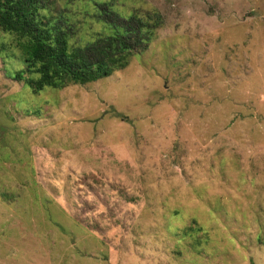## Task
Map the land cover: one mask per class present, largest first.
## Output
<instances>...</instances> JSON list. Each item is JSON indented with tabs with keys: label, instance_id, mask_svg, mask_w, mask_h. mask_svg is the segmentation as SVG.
Instances as JSON below:
<instances>
[{
	"label": "rangeland",
	"instance_id": "374dc122",
	"mask_svg": "<svg viewBox=\"0 0 264 264\" xmlns=\"http://www.w3.org/2000/svg\"><path fill=\"white\" fill-rule=\"evenodd\" d=\"M98 3L164 23L89 83L36 93L0 29V264H264V0L40 14L84 44L112 31Z\"/></svg>",
	"mask_w": 264,
	"mask_h": 264
},
{
	"label": "trees",
	"instance_id": "16d2710c",
	"mask_svg": "<svg viewBox=\"0 0 264 264\" xmlns=\"http://www.w3.org/2000/svg\"><path fill=\"white\" fill-rule=\"evenodd\" d=\"M48 1L0 0V29L12 35L29 74L18 72L15 78L24 79L36 93L45 87L89 83L125 68L129 57L147 49L164 23L157 9L121 16L109 4L98 3L96 17L112 31L75 44L69 41L68 26L40 14Z\"/></svg>",
	"mask_w": 264,
	"mask_h": 264
}]
</instances>
